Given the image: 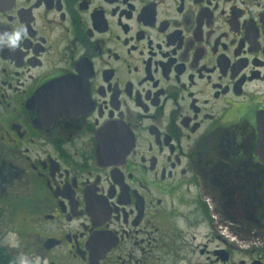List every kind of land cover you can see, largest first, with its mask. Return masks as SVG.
<instances>
[{
    "label": "flooded vegetation",
    "instance_id": "flooded-vegetation-1",
    "mask_svg": "<svg viewBox=\"0 0 264 264\" xmlns=\"http://www.w3.org/2000/svg\"><path fill=\"white\" fill-rule=\"evenodd\" d=\"M18 24L0 264H264V0H0Z\"/></svg>",
    "mask_w": 264,
    "mask_h": 264
},
{
    "label": "clouds",
    "instance_id": "clouds-1",
    "mask_svg": "<svg viewBox=\"0 0 264 264\" xmlns=\"http://www.w3.org/2000/svg\"><path fill=\"white\" fill-rule=\"evenodd\" d=\"M28 33L23 24H18L13 31L5 32L0 34V46L7 45L8 47L15 49L21 46L22 41L27 38ZM8 242L13 249L19 247V241L16 238L15 233H10L8 237ZM11 264H41V259L39 256L35 258H30L23 251L17 253Z\"/></svg>",
    "mask_w": 264,
    "mask_h": 264
},
{
    "label": "rangeland",
    "instance_id": "rangeland-1",
    "mask_svg": "<svg viewBox=\"0 0 264 264\" xmlns=\"http://www.w3.org/2000/svg\"><path fill=\"white\" fill-rule=\"evenodd\" d=\"M12 207H8V205L6 206V208H0V213H2L0 215V236H1V246L4 247H8V250H16L13 249L9 242H8V237L10 233H15L16 234V238L18 239V235H17V230H18V226H17V222L12 221V218L10 217V210Z\"/></svg>",
    "mask_w": 264,
    "mask_h": 264
},
{
    "label": "water",
    "instance_id": "water-1",
    "mask_svg": "<svg viewBox=\"0 0 264 264\" xmlns=\"http://www.w3.org/2000/svg\"><path fill=\"white\" fill-rule=\"evenodd\" d=\"M258 131H259V139L257 142L256 150L260 159L264 162V124H259Z\"/></svg>",
    "mask_w": 264,
    "mask_h": 264
},
{
    "label": "trees",
    "instance_id": "trees-1",
    "mask_svg": "<svg viewBox=\"0 0 264 264\" xmlns=\"http://www.w3.org/2000/svg\"><path fill=\"white\" fill-rule=\"evenodd\" d=\"M1 260H3V257H2V259Z\"/></svg>",
    "mask_w": 264,
    "mask_h": 264
}]
</instances>
